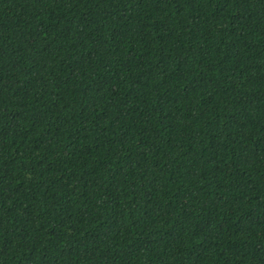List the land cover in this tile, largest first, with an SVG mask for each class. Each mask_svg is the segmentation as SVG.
I'll list each match as a JSON object with an SVG mask.
<instances>
[{
	"label": "trees",
	"instance_id": "16d2710c",
	"mask_svg": "<svg viewBox=\"0 0 264 264\" xmlns=\"http://www.w3.org/2000/svg\"><path fill=\"white\" fill-rule=\"evenodd\" d=\"M0 264H264V0H0Z\"/></svg>",
	"mask_w": 264,
	"mask_h": 264
}]
</instances>
